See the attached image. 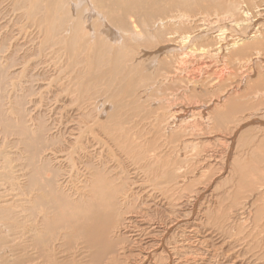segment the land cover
<instances>
[{
    "label": "bare ground",
    "instance_id": "6f19581e",
    "mask_svg": "<svg viewBox=\"0 0 264 264\" xmlns=\"http://www.w3.org/2000/svg\"><path fill=\"white\" fill-rule=\"evenodd\" d=\"M210 143L222 258L264 264V0H0V264H207L138 215Z\"/></svg>",
    "mask_w": 264,
    "mask_h": 264
},
{
    "label": "rangeland",
    "instance_id": "374dc122",
    "mask_svg": "<svg viewBox=\"0 0 264 264\" xmlns=\"http://www.w3.org/2000/svg\"><path fill=\"white\" fill-rule=\"evenodd\" d=\"M208 98H209V96L206 97V99H208ZM58 118H59V115H57L56 120L54 119L55 121L52 120L53 121L52 123H55ZM60 120L62 122H64L65 119H64L63 116H60ZM71 124H72V122H69V123H66V124H63V125L70 127V126H72ZM222 131L223 130H220V132H218L217 134H225V132L224 131L222 132ZM56 143H59V144H56V146H54V148L52 147V149H54L53 150L54 152L56 151L57 153H59L58 149L60 147H62V146H61V143L59 141H57ZM210 144L211 145H209V147H210L209 150L208 151L205 150L204 153L202 152L203 154L202 153H198V149H193L192 148L190 151H188L186 153L185 156L179 158L180 159V163L177 165V167H181L182 168L183 176L178 177V179L173 182L172 186H169L167 188L168 199L171 201L169 204L168 203H164L162 205L163 200H160L161 197L159 195L157 196V194H156V193H158V191L154 190L151 186L150 187L153 190L148 188L149 187L148 184H146L147 185V190H146L145 184L144 185L141 184L140 187H138V189L135 190V192L138 190L137 193L139 195H142L144 193V192H140V191H143L142 189H144L145 191H156V193L152 192L153 194H156V195L153 196V198H152L153 200L151 198H148V199L146 197L143 198L144 199V203H146V204L148 203L147 204L148 205V209L150 208L152 210V213H149V210L147 209V207H144L143 211H145V212H141L138 216L141 217L142 219H145L147 222L150 223V225H153L155 222H160V224L162 226H164L166 224L170 225V224L174 223L173 222L174 220L177 221L179 219L180 220L184 219L185 222L184 221L180 222L176 226V228H178V229L175 230V233H173L174 235L172 234L171 236H174L175 238L178 237L176 239H180L182 237L184 239V237H189V238H191V241H194V239H196L197 236H206L207 244H205V245H206L207 249H205V248L204 249L206 251L208 250L207 251V256H208L207 264H211V263L212 264H228L227 260L224 261L223 258H222V256H223L222 255V249L228 247L226 244H224V241H226V242L228 241V240H225L227 234H225V232H223V233L218 232L219 231L218 228H217L218 227V225H217L218 223H216V220H217V222H219L218 220H219L220 216H222V214L225 212L224 210L228 209L229 205L231 206V204L233 203L234 200H232V198H228V197L225 198V196H224V198H225L224 200H222L223 198L220 200L219 198H221L220 196L222 195L221 192H220V189L217 191L216 194L212 195L211 193H212L213 190L209 186H207L209 184L210 176L211 175L213 176V175L218 173V171H219V169L221 167V163H222L221 161H222V158H223V155H222L223 151L221 150V148H219L218 145H213L212 143H210ZM214 147L215 148L217 147L218 149L216 148V150H215ZM61 151H63V152H60L61 155L63 154L64 156H67V154H69L70 151H71V146L70 147L63 146L61 148ZM180 156H182V155H178V157H180ZM204 160H205V162H204ZM173 162H175V161H173ZM191 163L193 164L192 166H191ZM227 163H226V165H227ZM62 164L64 165V168H67V169L71 166V162H69V161H67L65 159H63V163ZM194 164H195V166H194ZM211 164H212V166H210ZM51 165H52V163H51ZM189 165H190V167H189ZM254 165H256V164H253L251 166V168H253L252 172L256 173V171H257L256 170V166L257 165L256 166H254ZM227 166L230 167L231 165H227ZM193 167H194V169H196L197 167H200V170L196 171L195 174L190 176L189 171L193 170ZM259 167L260 166H258L257 169ZM189 168L191 170H189ZM237 168H239V167H234L232 172L235 169H237ZM228 171H230V170L228 169ZM201 173H204V175L202 176ZM221 173L224 174V170ZM232 174H234V172ZM205 189H207V192L204 193V191H206ZM199 192L201 193V195H199L198 198H196L197 197L196 194L198 195ZM218 193L221 194V195L218 196L219 195ZM145 195L146 194H144V196ZM142 196H141V198H142ZM154 198H156V199L154 200ZM194 200H196L195 201L196 204L194 206L193 205L191 206V203H193ZM216 202H218V203H216ZM222 202H223V205L221 204ZM227 202H228V204H227ZM224 203L226 205H224ZM138 204L139 203H136V204L133 205L134 209L137 208V210H139V208H138L139 205ZM147 205H145V206H147ZM190 206L193 207L192 208L193 210H191L192 214L190 213V208H191ZM222 206H223L224 210H221V209L218 210V208H222ZM156 209H157V211L154 212V210H156ZM237 209H240V208H237ZM188 213H190L189 215L191 217L188 215ZM202 213L207 218V220H208L207 222H205L206 218L203 219ZM215 215L218 216V218H216ZM142 216H144V217H142ZM185 218H186V220H185ZM197 218H199L200 221H197ZM184 225H185V228H184ZM212 227L213 228L215 227L216 229H213ZM210 231L211 232L213 231L212 232V236H211ZM214 231L217 232V234L219 235L218 236L219 238L216 236L217 234L215 235ZM182 233H183V235H182ZM184 234H185V236H184ZM221 234H223L222 238H221ZM193 237H195V238H193ZM215 240L216 241L218 240L217 243H219V245H217ZM222 244H224V245H222ZM231 246H233V245H231ZM214 248H215V250H214ZM216 248H217V250H216ZM233 248H235L237 251L239 249L236 246L233 247ZM213 250H214V252H213ZM237 251H236V253H237ZM212 252L214 254L211 257ZM232 252H234V251H230L229 254H231ZM250 255H255V254L254 253H252V254L249 253V257H250ZM220 256H221V258H220ZM253 259H255V257L251 258L250 262ZM220 261H221V263H220ZM263 262H264V259H263Z\"/></svg>",
    "mask_w": 264,
    "mask_h": 264
}]
</instances>
